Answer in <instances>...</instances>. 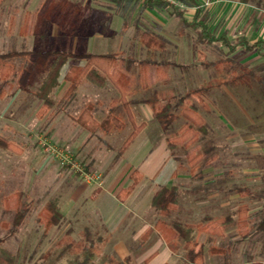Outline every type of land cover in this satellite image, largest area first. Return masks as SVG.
<instances>
[{"label": "rangeland", "instance_id": "374dc122", "mask_svg": "<svg viewBox=\"0 0 264 264\" xmlns=\"http://www.w3.org/2000/svg\"><path fill=\"white\" fill-rule=\"evenodd\" d=\"M165 1L172 7L150 6L143 0H0V53L59 49L113 52L122 57L120 68L125 67L126 59H134L129 87L131 97L136 100V121H145L151 128L154 117L147 119L151 110L146 107L152 109L149 100L155 92L160 102L167 98L177 102L184 97V104L199 103V112L208 125L207 133L201 131L189 145L172 150L176 168L189 174L187 184L182 185L179 213L197 228L196 223L204 222L202 212L222 217L247 204L251 230L261 218L263 206L257 188L264 184V57L244 47L230 53L219 44L197 43V32L182 24L173 6L192 18L198 5L201 17L215 35L227 31L235 40L253 41L264 39V0ZM41 13L52 15L50 34L44 38L34 32ZM145 32L154 35L159 44L146 43L142 39ZM31 58L19 56L11 60L12 72L20 73L23 63ZM85 61L70 59L68 66L83 65ZM43 77L35 73L28 91L19 88L15 78L13 87L6 86L7 94L0 96V264H156L152 262L153 256H149L156 244L163 247L159 246L155 260L167 252L161 264H185L186 249L181 240L176 250H168L159 234L142 237L134 234L139 223L129 216L123 224L116 222V230L112 231L114 222L105 223L94 216L95 207L86 208L88 213L83 212L81 217L70 209L78 184L90 181L92 188L103 183L104 168L88 163L97 154L92 152L101 148L99 160L102 156L104 160L107 153L106 168L111 169L124 148L120 140L108 144L97 140L74 142L68 135L61 139L53 131V117L61 110L77 114L76 110L95 102L96 95L106 97L108 102L118 100L119 93L111 83L102 90L85 80L72 96L65 97L68 83L62 81L54 92V101L46 102L34 93ZM179 109L171 127L164 129L167 136L180 133L188 121L182 106ZM58 128L64 130L63 126ZM128 133V125L123 126L119 139H125ZM146 136L149 134L136 141L127 154L130 156L136 150V164L151 151L149 144L141 148ZM96 162L100 163L97 159ZM169 167L172 165L165 166L164 174ZM214 170L220 174H214ZM84 173L89 174V180ZM98 174L99 179L92 178ZM185 186L194 191L208 189L209 193L222 189L225 199L228 191L232 196L235 187H249L253 196L236 192L226 208L215 202L200 208L195 198L204 192L187 194ZM20 194L22 198L17 205ZM87 195L82 196L81 207ZM145 196L141 194L139 198ZM49 201L56 202L64 216L46 230L40 217ZM19 206L27 213L24 222L15 227ZM177 213L166 219L171 223ZM223 228L226 233L222 236L202 234L196 229L205 248L203 264H222L226 254H230L234 263H240L248 250L257 255L256 260L263 258L260 255L264 249L263 234L244 238L236 220ZM212 247L225 252L218 255L212 252Z\"/></svg>", "mask_w": 264, "mask_h": 264}, {"label": "trees", "instance_id": "16d2710c", "mask_svg": "<svg viewBox=\"0 0 264 264\" xmlns=\"http://www.w3.org/2000/svg\"><path fill=\"white\" fill-rule=\"evenodd\" d=\"M121 1V0H114ZM145 4L150 6H167L172 7V4L165 0H143ZM180 1V0H179ZM189 1L190 3L196 0H181ZM244 3H250L252 0H240ZM197 5V4H196ZM72 6V5H70ZM174 13L182 18L183 24L187 27L193 28L198 35L197 43H208V44H219L225 46L229 49L230 53L237 51L239 47H244L247 51H257V53L264 57V40H258L256 42L250 43L248 40H235L230 38V36L225 32L221 35H215L209 27L208 22L201 17L200 6L197 5L194 17L190 20L184 16L183 10L175 8L173 6ZM52 24V15L41 13L37 16L36 25L34 27V32L40 35L42 38L50 34ZM142 39L150 44H159L158 39L145 32L142 35ZM28 57L31 56V60L27 59V62L23 63V67L20 73L16 74L12 72L14 67H12V61L16 57ZM70 59H85L83 65L72 64L69 65ZM122 57L119 53H87V52H73L67 49L59 50H36L33 52H9L0 53V96L4 97L7 94L6 86L13 87V82L16 78L18 87L26 91L29 90L30 80L34 77L35 73L43 74V81L41 85L34 92L36 96L46 102H53L54 92L60 87L62 81H67L68 87L65 92V97L72 96L78 87L87 80L93 85L102 88L111 82L112 85L117 89L120 99L126 106L129 105L127 96L129 94V84L131 77L127 76L125 72H130V68L135 62L134 59L128 58L125 60V67L120 68L118 64ZM29 61V62H28ZM185 98L180 97L177 102H173L170 98L166 100L157 99L156 92L152 99L149 100L153 106L154 116L161 123L165 130H168L173 124L174 120L177 118L176 111L182 106V112L188 121L180 128V133L168 137L169 147L172 150L177 146H187L194 140L199 132L207 133L208 125L206 124L203 116L200 114V104L190 103L184 104ZM180 110V109H179ZM78 123L87 129L91 133H95L98 130L109 131L113 127L123 124L122 119L119 115L114 112H110L104 119L98 121L94 118L90 107H84L82 112L77 118ZM145 126V123H141L134 127V131L126 139L123 147L129 145L133 138L138 134V132ZM7 146H12L7 143ZM132 183L119 191L117 197L124 201L132 193L135 187L138 185L142 176L138 172H134L132 175ZM181 188L179 185L161 186L153 195L151 206L158 216L156 220L155 227L161 233V236L165 239L168 245L176 250L181 240L186 249L183 262L185 264H200L204 262L205 248L200 242L198 236L196 235V229L200 232L217 233L216 235L222 236L223 229L221 225H227L233 220L237 221L238 225L243 229L244 238L255 236L258 234L264 235V205L262 206L261 218L257 222L256 226L250 230V219L248 217V212L250 211V206L247 204H242L237 209H233L230 214L222 217H215L211 213H207L203 220L204 222L196 223V226L189 223V220L184 218L181 213H179V205L181 203L182 195ZM187 194L192 190L188 186H185ZM208 190V189H207ZM196 190L194 192L202 191L209 193L210 190ZM228 194H231L228 191ZM236 192H246L253 196L251 188H234L232 193ZM260 197V196H259ZM22 194L18 196V202L21 201ZM177 213L174 216L172 222L170 223L166 218L173 212ZM27 211L21 206L18 207L14 226L24 222ZM63 212L59 205L54 201H49L43 207L41 211L40 222L45 226L46 230L51 229L53 226L57 225L63 218ZM210 234V236H211ZM214 235V234H212ZM263 235H261L263 237ZM260 240V238H259ZM199 247V248H198ZM198 248V249H197ZM212 252L218 255L224 253V249L212 247ZM224 256L223 264L234 263L230 260V254ZM261 257L264 258V249L261 252ZM257 255L245 252L243 260L252 261ZM228 258V259H227ZM253 264H262L259 260L255 261Z\"/></svg>", "mask_w": 264, "mask_h": 264}, {"label": "crops", "instance_id": "0c3cea01", "mask_svg": "<svg viewBox=\"0 0 264 264\" xmlns=\"http://www.w3.org/2000/svg\"><path fill=\"white\" fill-rule=\"evenodd\" d=\"M195 11L193 13V17ZM185 17L187 18V16ZM192 18H188V19L191 20ZM182 24H183V20H182ZM225 32L228 34L227 31H224L222 33ZM241 40H248L250 43H253L258 40H264V39L258 38L251 41L249 38H243ZM125 74L131 77V81H130L131 84L133 79L131 72H125ZM108 83L105 87H102L100 89L104 90L106 89V87L109 88ZM88 89H92V87H88ZM113 89L117 91V89L114 86ZM111 91L113 90L111 89ZM131 93H132V88L129 87V94L127 96V100L129 101L128 106H126L122 101H119L120 95L118 97V100H112L111 102H108L106 97H104V99H101L102 93L100 94L101 96L96 95L95 102H91L90 105L87 106L91 108V112L93 113L94 118L97 119L98 121L104 119L110 112H114L115 114L121 117L123 124H119V126L117 127L115 126L109 131L98 130L95 133H91L87 129L82 127L78 123L77 118L84 109V107H81L80 110H76L77 114L75 115L72 114V112L66 113L64 110H61L53 117L52 128L54 133H57L58 136L61 137V139L65 138V136L68 135L70 141L72 140L74 142L75 141L91 142L97 140L99 143L104 141V143L107 142L108 144L109 143L112 144L114 140H118V142L121 141V143L124 144L126 139L134 131V127L136 126V124L140 125L141 123L144 122L145 126L138 132V134L133 138V140L129 143V145H127L126 147H123L124 145L122 146V148H124V152L120 156V158H118V160L115 162L114 166L111 169L106 168L108 167L106 160V158H108L107 153L106 155H104L105 156L104 160L102 159L103 156L99 160L98 156H100L101 154V150H100L101 148H99L97 152H92L97 154L91 156L88 163L89 164L91 163V165L93 166L94 164L101 165V167L104 168L105 171L101 172V174H103V179H102L103 186L99 185L100 186L99 187L97 184H95L91 188V186L93 185L92 182L86 180H84V183L78 184L75 195L74 197H72L70 202V207H71L70 209L75 211L81 217V215H83V212L84 214L88 213V210L86 208L95 207L96 210L92 212L94 216L96 215L99 216L105 223L114 222L111 223V224H115L112 231L116 230V222L117 224L119 222L120 224H123L126 220H128L127 218L129 216V219H133L134 222H137V224L139 223L137 227L134 229L133 232L134 234H138L140 237H142L145 234L161 235V233L155 227L156 220L158 219V217L161 216H158L151 206L153 195L163 185L166 186L179 185L181 188H183L182 185L187 184L186 183L188 180L187 176L189 174L188 172L181 171V169L176 168V161L173 159L172 151L169 147V142H168V137L170 136H167L164 133L165 131L161 123L155 118L153 107L152 109L149 106L146 107V109L151 110L150 114L148 113L149 118L147 119H151L152 117H154L153 120L150 121V123L153 124L152 128L148 126V124L145 121H141V122L136 121V100H134V98L131 97ZM66 120L68 122L65 123ZM125 125H128L129 133L125 139L124 137L123 138L121 137L119 139V132L122 129V127ZM58 126H63L64 130H59ZM56 127L58 128L57 132H55ZM145 133L149 134V136H146L147 139L143 140L142 142L143 146H141V148L144 147L145 144H149L151 151L147 156L138 159L136 164V150L130 156H128L127 154L129 153V151H131V149H134V145L136 141L142 139ZM96 159L97 161H100V163H97ZM168 164L172 165V167H169V170L166 172V174H164L166 171L165 166H167ZM216 170H214L213 173L220 174V171L216 172ZM134 172H138L142 176V179L135 187V189L132 191V193L128 196V198L122 201L117 197V194L121 189L128 187L132 183L133 181L132 175ZM163 174L164 176H162ZM226 189L230 190V188H225V190ZM257 189H259L261 193L262 196L261 202L264 205V184L260 185ZM221 190L217 189L211 193L208 194L205 193L203 196H198V198L196 197L195 199L197 206L203 208L205 207V205L207 206L208 203L215 202L217 203V205H219L220 208L228 207L231 203L230 200L234 199L236 195L235 193H232V196L231 194H228V196L226 197L227 199H225L224 198L225 193L224 196H222ZM137 193H139V195ZM85 194L88 195L84 198L83 200L84 204L81 207L79 204H81L82 196ZM141 194L146 195L144 199L139 198ZM108 199L110 204H108ZM82 208L84 209V211L83 210L81 211ZM120 214L121 216L117 217V215ZM206 214H207L206 212H202L201 217H204ZM223 226L224 225H221L223 229L222 234H225L226 232ZM201 233L211 234L209 232H201ZM212 234H217V233L214 232ZM257 236H260V234H258ZM258 238H255V242L258 241ZM162 239L164 243L165 239L163 237ZM261 239L263 243L262 246L264 248V238ZM165 244L167 247L166 249L171 250V247L168 245L166 241ZM159 246L163 247L161 244H156V249L149 255V256H153L154 259L152 258L153 259L152 262L156 264L163 263L165 258H167L166 255L167 252H164L162 256L159 258V260L158 259L155 260L154 256L157 250L159 249ZM248 252L253 254L249 250ZM255 261L257 260L256 259H253L252 261L243 260L240 263H228V264H253ZM259 261L262 264H264V258L260 259Z\"/></svg>", "mask_w": 264, "mask_h": 264}, {"label": "built area", "instance_id": "2783aa9c", "mask_svg": "<svg viewBox=\"0 0 264 264\" xmlns=\"http://www.w3.org/2000/svg\"><path fill=\"white\" fill-rule=\"evenodd\" d=\"M85 174V177L87 178L88 177V173H84ZM101 177V175L100 174H98V175H93L92 176V178H94V179H99ZM88 180H89V177L87 178Z\"/></svg>", "mask_w": 264, "mask_h": 264}]
</instances>
